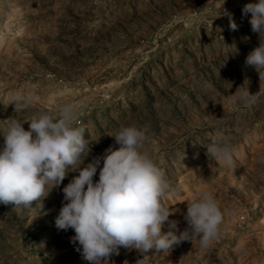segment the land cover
<instances>
[{"label":"rangeland","instance_id":"1","mask_svg":"<svg viewBox=\"0 0 264 264\" xmlns=\"http://www.w3.org/2000/svg\"><path fill=\"white\" fill-rule=\"evenodd\" d=\"M250 2L258 0H225L233 31L227 16L215 18L223 0H0V103L16 92L32 100L21 112L0 104V120L73 105L91 146L85 165L119 148L108 135L121 125L145 129L144 151L171 185L162 203L179 229L187 203L204 191L222 211L207 249L196 241L147 255L121 248L109 264H264V81L245 64L259 43L242 15ZM247 89L259 93L246 104L239 94ZM224 137L231 167L208 154ZM75 175L31 207L0 204V264H88L73 230L55 227Z\"/></svg>","mask_w":264,"mask_h":264},{"label":"clouds","instance_id":"2","mask_svg":"<svg viewBox=\"0 0 264 264\" xmlns=\"http://www.w3.org/2000/svg\"><path fill=\"white\" fill-rule=\"evenodd\" d=\"M224 3L225 0L222 14L215 18L227 16L230 29L235 31L238 26ZM249 14L251 30L258 34L259 43L245 64L256 70L261 82L264 0L245 4L242 15ZM258 93L251 94L247 89L239 94V100L254 102ZM31 103L30 96L16 92L8 102L0 104L5 109L13 105L14 112H21ZM74 112V106L67 104L55 114L38 113L27 121L14 117L0 120V204L31 207L59 188L70 172H78L62 189L63 201L55 227L73 230L71 242L77 244L76 250L88 264H109L111 256L119 255L121 248L147 255L150 250L166 253L174 245L196 241L198 247L207 249L219 238L223 214L207 191L187 203L186 228L181 231L179 222L170 219L174 211L165 208L162 200L171 185L152 156L144 151L148 139L145 129L121 125L108 135L114 137L119 148L109 147L85 165L91 146L83 127L74 123ZM24 123L29 125L27 130ZM208 154L226 166L234 164L228 137L212 139ZM98 169L99 179L94 181ZM165 223L168 231L162 233Z\"/></svg>","mask_w":264,"mask_h":264}]
</instances>
